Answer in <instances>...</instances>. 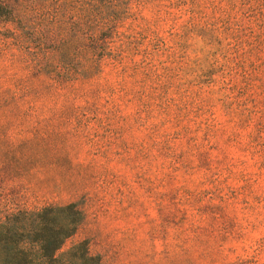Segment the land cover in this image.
I'll use <instances>...</instances> for the list:
<instances>
[{
	"label": "rangeland",
	"instance_id": "374dc122",
	"mask_svg": "<svg viewBox=\"0 0 264 264\" xmlns=\"http://www.w3.org/2000/svg\"><path fill=\"white\" fill-rule=\"evenodd\" d=\"M0 17V220L76 202L101 264H264V0H97Z\"/></svg>",
	"mask_w": 264,
	"mask_h": 264
},
{
	"label": "trees",
	"instance_id": "16d2710c",
	"mask_svg": "<svg viewBox=\"0 0 264 264\" xmlns=\"http://www.w3.org/2000/svg\"><path fill=\"white\" fill-rule=\"evenodd\" d=\"M97 0H0V17L19 19L29 6L51 8L72 3L94 7ZM83 212L76 202L49 204L36 210H19L0 220V264H101L85 241L63 248L77 230Z\"/></svg>",
	"mask_w": 264,
	"mask_h": 264
}]
</instances>
